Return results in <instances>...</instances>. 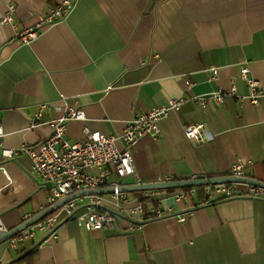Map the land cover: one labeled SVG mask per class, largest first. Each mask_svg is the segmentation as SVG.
Returning a JSON list of instances; mask_svg holds the SVG:
<instances>
[{
  "label": "crops",
  "instance_id": "obj_1",
  "mask_svg": "<svg viewBox=\"0 0 264 264\" xmlns=\"http://www.w3.org/2000/svg\"><path fill=\"white\" fill-rule=\"evenodd\" d=\"M60 1L0 0L6 146L48 136L47 125L29 128V121L41 103L63 104V96L87 116L66 123L70 141L80 139L86 125L119 136V148L124 124L136 112L185 97L160 121L156 139L146 136L132 146L140 181L227 176L236 158L251 160L247 176L264 181V0H76L66 18L44 25L35 39H16ZM9 5L15 10L5 23ZM243 66L259 84L257 104L228 94L234 78L237 94L247 95ZM217 90L226 93L221 104L202 107L195 99ZM61 112L45 110L42 118ZM196 122L205 132L200 142L183 132ZM29 168L28 156L0 158V219L7 230L45 203L48 185ZM235 188L234 196L208 200L202 190L184 199L174 196L177 188L128 192L129 204L147 196L145 209L157 202L163 213L134 232L123 216L112 227L86 230L60 214L52 234L38 231L16 249L1 243L0 264H264V198L247 194L245 183ZM102 201L115 208L108 196Z\"/></svg>",
  "mask_w": 264,
  "mask_h": 264
},
{
  "label": "built area",
  "instance_id": "obj_2",
  "mask_svg": "<svg viewBox=\"0 0 264 264\" xmlns=\"http://www.w3.org/2000/svg\"><path fill=\"white\" fill-rule=\"evenodd\" d=\"M76 0H61L57 5L49 7L39 18L35 25L26 27L16 32V39L27 43L35 39L44 25H49L62 20L74 8ZM14 6L9 5L1 21L10 23L14 13ZM212 77L216 76V69H212ZM240 76L244 79L248 93L239 95L236 92L235 79H231V89L228 94L237 96L240 100L247 98L251 103L257 104L261 92L258 82L248 75V68L241 67ZM226 93L217 90L208 97L195 98L205 107L208 101L221 104ZM63 104H50L43 102L29 121V128L40 124L47 125L51 132L45 138L36 143H23L18 147L6 146L3 142V130L0 125V158L17 159L20 156H28L30 159V176L48 185V194L45 203L38 210L53 204L66 195L84 189L99 187H114V192L107 194L81 195L69 199L53 212L29 225L22 231L7 240L8 247L19 248L21 242L35 235L38 231L53 233L59 215L73 219L79 226L86 230H100L112 227L116 220V214L105 209L102 197L108 196L115 203L114 210L120 212L123 217L131 221L130 231L134 232L145 219L163 212L154 202L149 209H145L140 201L129 204L128 192H121L117 187L123 185L122 179L134 176L136 183H141L133 165L132 146L146 136L156 139L160 133L159 123L170 112L177 111L186 101L185 97L169 98L164 104H159L144 111L136 112L129 118L120 134L123 146L119 148L116 140L119 136L103 131H91L86 125L82 127V137L70 141L66 137V123L70 120L85 121L87 116L81 107L75 102ZM45 110L62 111L61 115L50 116L43 119ZM184 135L196 142L205 139L203 123L196 122L183 126ZM252 161L236 158L230 166V175L247 176ZM114 176V177H113ZM165 180H170L166 177ZM202 190L207 200L217 195L224 197L236 194L235 183H215L191 188H177L174 196L177 199L187 198L189 194ZM247 194L255 198H264V187L247 184ZM32 214H25L29 218ZM0 230H7L0 219Z\"/></svg>",
  "mask_w": 264,
  "mask_h": 264
},
{
  "label": "water",
  "instance_id": "obj_3",
  "mask_svg": "<svg viewBox=\"0 0 264 264\" xmlns=\"http://www.w3.org/2000/svg\"><path fill=\"white\" fill-rule=\"evenodd\" d=\"M215 183H245L252 184L256 186L264 187V181L250 177V176H232V175H221V176H205V177H192L187 179H172V180H162L155 182H141L135 184H123L117 187L118 191L121 192H134V191H147V190H158V189H169V188H181L186 186H202L207 184H215ZM114 192V187H99L92 189H84L79 190L73 193L66 195L65 197L57 200L53 204L47 206L43 210L35 213L30 216L22 223L17 225L16 227L9 230H0V244L13 237L18 232L22 231L26 227L31 224H34L38 220H40L45 215L53 212L58 207H60L63 203L77 196L81 195H90V194H107ZM105 209L113 212L118 216H123L120 212L114 210L113 208L106 207ZM55 229V228H54ZM53 229V230H54ZM51 232H48L50 234Z\"/></svg>",
  "mask_w": 264,
  "mask_h": 264
},
{
  "label": "trees",
  "instance_id": "obj_4",
  "mask_svg": "<svg viewBox=\"0 0 264 264\" xmlns=\"http://www.w3.org/2000/svg\"><path fill=\"white\" fill-rule=\"evenodd\" d=\"M184 188H191L190 186H186V187H184ZM172 189H174V188H169V189H167V190H172ZM200 192H202V191H200ZM140 193V192H139ZM150 199H149V197H147V196H145V197H141V198H139V201L142 203V205H143V207L145 208V205L147 204V202L149 201ZM31 255V253H29V256ZM28 257V255H26V258Z\"/></svg>",
  "mask_w": 264,
  "mask_h": 264
}]
</instances>
